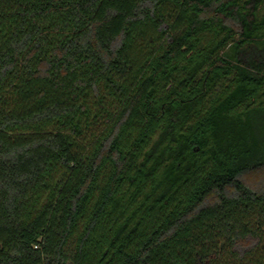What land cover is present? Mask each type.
I'll use <instances>...</instances> for the list:
<instances>
[{"label":"trees","instance_id":"trees-1","mask_svg":"<svg viewBox=\"0 0 264 264\" xmlns=\"http://www.w3.org/2000/svg\"><path fill=\"white\" fill-rule=\"evenodd\" d=\"M0 264H264V0H0Z\"/></svg>","mask_w":264,"mask_h":264}]
</instances>
